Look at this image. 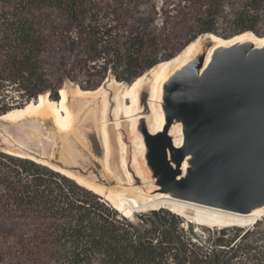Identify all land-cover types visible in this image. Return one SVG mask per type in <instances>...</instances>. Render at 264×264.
<instances>
[{
    "label": "trees",
    "instance_id": "1",
    "mask_svg": "<svg viewBox=\"0 0 264 264\" xmlns=\"http://www.w3.org/2000/svg\"><path fill=\"white\" fill-rule=\"evenodd\" d=\"M11 1L0 0V116L45 93L60 99L62 88L45 68L47 39L28 14L34 7L64 10L91 43L94 66L113 72L119 80L132 82L157 63L151 58L159 50L155 38L137 32L117 40L113 24L103 21L90 1L19 0L11 11L1 8ZM228 1L232 0H208L197 17L200 34L226 39L249 31L263 34L264 0L239 1L228 17L236 35L220 32ZM10 87L18 90L17 96L10 94ZM1 187L10 189L20 208L55 220L50 264H264V216L249 226L204 227L209 233L203 238L194 223L170 208L126 216L104 196L60 171L4 151H0Z\"/></svg>",
    "mask_w": 264,
    "mask_h": 264
},
{
    "label": "rangeland",
    "instance_id": "2",
    "mask_svg": "<svg viewBox=\"0 0 264 264\" xmlns=\"http://www.w3.org/2000/svg\"><path fill=\"white\" fill-rule=\"evenodd\" d=\"M87 1L98 7L103 21L113 24L117 40L125 41L138 32L150 39L155 38L159 44L158 52L151 56L157 63L138 76H145L146 80L138 89V103L132 104L130 98L124 97L125 89L138 77L132 82H127L119 80L111 71L105 72L101 67H95L91 43L79 32L78 26L70 21L64 10L49 5L34 7L28 14L41 25L47 39L45 68L53 83L59 85L60 89H66L67 105L73 113L72 122L66 130L58 132L52 120H39L38 123L34 115L21 121L12 118L0 119V151L7 147L47 155L55 167L65 169L90 184L103 187L105 192H111L117 198L132 194V187H139L147 192L150 183L160 186V172L154 167L155 162L148 139L150 137L148 119L136 115H152L150 98L153 69L161 62L176 58L199 36L210 35L200 34L197 25L198 13L204 9L208 0ZM239 1L241 2V0L226 2L224 13L226 18L219 23L220 32L231 34L229 37L236 35L232 34L234 28L229 23V11L238 5ZM18 3L19 0L3 2L1 8L11 11ZM260 31L262 35L249 32L264 36V23L260 25ZM110 83L113 84L110 85L111 89H108ZM9 91L12 96L18 95L16 88L10 87ZM48 94L52 100L50 93ZM157 94L158 91L155 97ZM162 100H167L166 93ZM160 104V99L155 100V108ZM126 106H130L131 113H135L133 116H129ZM164 108L166 109V106ZM16 109L21 108L13 110ZM103 126H106L107 143ZM140 134L143 135L146 149L142 147ZM167 138L171 140V137ZM173 155L175 157L174 151ZM122 158L126 159L133 174L135 164L140 168L148 167L150 173L148 172L147 177L150 181L146 183L134 175L133 180L129 181L121 164ZM107 159L111 165L110 169L104 165ZM130 184L132 186L127 188ZM154 192L156 191H151ZM11 196L9 188H0V264H50L52 248L49 239L55 229V220L20 208ZM179 214L191 221L193 218L189 215L194 216V210L188 209L185 213ZM192 223L196 225V230L203 238L204 234L209 233L204 227H224L198 223L194 219Z\"/></svg>",
    "mask_w": 264,
    "mask_h": 264
},
{
    "label": "water",
    "instance_id": "3",
    "mask_svg": "<svg viewBox=\"0 0 264 264\" xmlns=\"http://www.w3.org/2000/svg\"><path fill=\"white\" fill-rule=\"evenodd\" d=\"M248 51L218 53L201 75L198 57L166 85L167 117L183 123L185 142L173 150L162 134L148 139L159 184L177 198L239 213L264 203V48ZM167 147L179 164L192 155L182 179Z\"/></svg>",
    "mask_w": 264,
    "mask_h": 264
},
{
    "label": "bare ground",
    "instance_id": "4",
    "mask_svg": "<svg viewBox=\"0 0 264 264\" xmlns=\"http://www.w3.org/2000/svg\"><path fill=\"white\" fill-rule=\"evenodd\" d=\"M240 45L248 46L249 51L247 54H250L254 50L264 48V37L259 38V36H257L256 34L252 32H246L239 36L225 39L223 37L210 33V35H207V36H200L197 40H195L187 48H185V50L181 54H179L176 58L157 65L156 68L153 69L154 71L152 70L153 72L151 73L153 74V77H152L153 82L151 85L152 95L150 98V106L152 108L151 109L152 115H148V116L139 115V114L136 115L139 118L147 117L148 124H149L148 134H150V136L162 134L164 135L165 139H167V137H171L173 150H176L177 148L182 147L185 142V133H184L183 123L177 120L176 118H174L173 120L168 119L166 109L164 108V106L167 105V100H162L163 95L166 93V85L168 84V81H170V79L174 75L182 71L184 68H186L191 62H193L198 57L204 58L203 65L197 68V72L201 75L204 69H206L208 64L213 61L214 57L218 53L226 49H232ZM172 68L173 70H171ZM144 81H146L145 76H141L133 84H131V86L125 89L124 97L130 98L132 104L138 103L139 101L138 100V89L140 88V86L143 84ZM111 84L113 83L108 84V89L109 88L111 89V86H110ZM157 91H158V94L155 97V94L157 93ZM48 95L49 94L40 95L39 99L36 102L32 101L29 104H27L24 108L16 109V110L10 111L9 113L5 115H1L0 119L12 118V119H17L21 121L22 119H27L26 117L28 116L34 115L36 116L38 123H39V120H42V121L52 120L57 131L63 132L68 127H70L69 125L72 122L71 120L73 117V113L71 109L69 108V106L67 105V97H68L67 91L65 88L61 89L60 91L61 98L58 101L51 100ZM157 99H160L161 104L159 105L158 108H155L154 102ZM130 106H126L125 109L127 113H129V116H133L135 113L134 112L131 113ZM44 114H47L48 116H44ZM105 127L106 126H103V132H104V137H105V143H107L108 137H107V131ZM139 138H140L142 147L146 149L147 147L145 146L146 144L143 141V135L140 134ZM105 146H107V149L109 148L108 144H106ZM2 148H5V147H2ZM2 150L8 153H11L13 155L21 156L24 158H31L37 161L38 163L49 165L51 168L57 171H61L64 174L66 173L68 176L74 178L80 184H83L87 186L88 188L104 196L107 200L112 202V204L116 208H118L121 212H123V214H125L126 216H132L135 212L145 211L149 208L154 209V208H160V207H167V208L172 209L175 212H178V214L185 213L186 211H188V209H193L194 216L189 215V217H192L194 221L198 223H202V224L205 223L208 225H218V226H224V225H230V224L239 225V226H248V225H252L256 223L257 220L261 219L264 216V203L251 206L246 213H239V212H235L231 210H226V209L217 208V207L210 206V205L200 204V203H196L193 201H188V200L177 198L175 197L173 190L166 191L163 189L161 185L160 186L153 185V183L152 184L150 183V185H148L147 192H144L139 187H132L131 188L132 194H129L127 196L121 194L122 196L117 198L113 193L105 192L104 189H102L103 187L100 188L98 185L96 186V185L90 184L86 182L83 178L79 176H75L71 172L65 169L55 167L54 165L50 163V161L48 160L49 157H47V155H40L31 150L29 151L28 150L27 151L12 150L7 147ZM173 150L167 147L168 162L171 164L172 168L175 169V171L177 172V178L182 179L187 174V171L190 167L192 155L187 154L185 159L179 164L177 160L174 158ZM121 164L129 178V181L133 180V175L138 178H141L146 183L150 181L148 180V177H147V175H149L150 173L148 167L141 166L142 168L141 169L138 164H135V169H134V174H133L131 173L128 167V164L126 163L125 158L124 159L122 158ZM104 165L108 169H110L111 167V165H109L108 159L106 160ZM131 186L132 185L130 184V186L128 185L127 188ZM151 191H156V192L151 193ZM127 193H130V192H127Z\"/></svg>",
    "mask_w": 264,
    "mask_h": 264
}]
</instances>
